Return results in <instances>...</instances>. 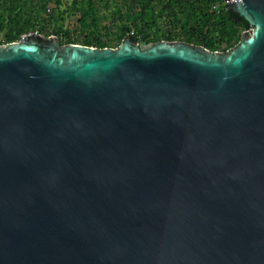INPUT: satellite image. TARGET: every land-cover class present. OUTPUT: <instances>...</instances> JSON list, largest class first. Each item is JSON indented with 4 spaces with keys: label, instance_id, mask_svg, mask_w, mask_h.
Segmentation results:
<instances>
[{
    "label": "water",
    "instance_id": "water-1",
    "mask_svg": "<svg viewBox=\"0 0 264 264\" xmlns=\"http://www.w3.org/2000/svg\"><path fill=\"white\" fill-rule=\"evenodd\" d=\"M221 53L0 44V264H264V0Z\"/></svg>",
    "mask_w": 264,
    "mask_h": 264
},
{
    "label": "trees",
    "instance_id": "trees-1",
    "mask_svg": "<svg viewBox=\"0 0 264 264\" xmlns=\"http://www.w3.org/2000/svg\"><path fill=\"white\" fill-rule=\"evenodd\" d=\"M252 29L225 0H0V44L38 32L57 34L61 44L118 47L131 37L142 46L185 40L224 53Z\"/></svg>",
    "mask_w": 264,
    "mask_h": 264
},
{
    "label": "rangeland",
    "instance_id": "rangeland-1",
    "mask_svg": "<svg viewBox=\"0 0 264 264\" xmlns=\"http://www.w3.org/2000/svg\"><path fill=\"white\" fill-rule=\"evenodd\" d=\"M60 8L61 9H66V1H64L63 3H62V5L60 6ZM64 15L66 16V13H64ZM69 18H67V20H68ZM67 23V22H66ZM251 32H253V29H252V31ZM34 33H38V32H34ZM52 35V34H51ZM50 36V35H49ZM3 37V33H1L0 32V38H2ZM114 48H117V47H114Z\"/></svg>",
    "mask_w": 264,
    "mask_h": 264
}]
</instances>
